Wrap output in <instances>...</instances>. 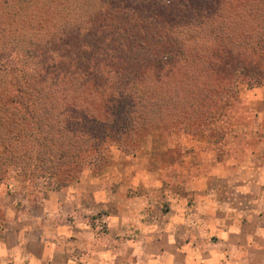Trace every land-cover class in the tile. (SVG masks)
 Here are the masks:
<instances>
[{
	"label": "trees",
	"instance_id": "1",
	"mask_svg": "<svg viewBox=\"0 0 264 264\" xmlns=\"http://www.w3.org/2000/svg\"><path fill=\"white\" fill-rule=\"evenodd\" d=\"M15 1L31 13L10 14L13 0H0V14L21 28L0 37V177L13 171L23 183L65 185L104 163L111 142L130 145L145 131L171 128L174 109L198 112L187 107L205 96L191 86L190 63L213 59L243 0H196L195 14L174 24L155 8L171 12L181 1L188 9L192 0ZM247 2L264 25V0ZM176 100L187 103L178 108Z\"/></svg>",
	"mask_w": 264,
	"mask_h": 264
},
{
	"label": "crops",
	"instance_id": "2",
	"mask_svg": "<svg viewBox=\"0 0 264 264\" xmlns=\"http://www.w3.org/2000/svg\"><path fill=\"white\" fill-rule=\"evenodd\" d=\"M246 101L257 145L245 159L195 138L183 144L195 168L147 141L33 196L0 184V264H264V86Z\"/></svg>",
	"mask_w": 264,
	"mask_h": 264
},
{
	"label": "rangeland",
	"instance_id": "3",
	"mask_svg": "<svg viewBox=\"0 0 264 264\" xmlns=\"http://www.w3.org/2000/svg\"><path fill=\"white\" fill-rule=\"evenodd\" d=\"M246 1L248 0L238 3L237 11L232 15V19L237 22V26L232 24L230 30L226 31L227 37L222 44L223 46H212V49L210 47L212 52H214V54H211L213 59L207 60L205 65L200 66L190 63L195 67L192 70V75L190 74L193 77H190L191 86H195L194 88H196L197 92L201 89L205 96L201 97V101L198 98H190L187 107L198 109V112L194 114L189 111L188 114L183 113L181 115V113L179 114L181 109H174L171 111V115L176 120L173 121L171 128L161 129L160 131H145L133 138V143L130 145L121 146L119 143L111 142L105 148V153H103L104 163L97 167L85 168V170L101 172L111 167L116 152H120L124 157L136 155L142 151V146L147 141L170 142L176 146L174 152L177 153V156L180 158L183 156L189 157L192 166L195 168L197 165L195 152L183 153L185 141H191V139L195 138L206 141L209 148L217 152V155L222 160L229 161L234 157L245 159V157L249 156L250 151L256 147L257 143L253 135L255 119L246 101V94L249 89L264 86V42H262L264 39V25L261 14L255 6L252 7L251 14L246 12L249 5V2L246 3ZM196 2V0L188 2V9H186L185 6L181 7L182 3L180 1L177 6L173 7L171 12L158 7L155 10L153 9V13H156L159 19L165 23L185 22L190 15H194L196 10H198ZM185 4H187V1ZM3 10H5V5L1 3L0 12H3ZM40 10L48 14L51 12L42 5ZM8 11L10 14L17 15H28L31 13V11L26 9V6L21 4V1L18 3L15 0L11 3ZM0 15L5 25L0 26V37L6 36V34L3 35L5 28L8 29L11 26L13 30H16L20 27V21H15L14 18L9 19L10 17H7V19L2 14ZM44 18L49 20V17L44 16ZM25 24H27L26 21ZM11 36H15V34H11ZM246 41H249L252 49L245 47ZM176 101L178 102V105H176L178 108H182L187 103L184 101L180 102V100ZM186 115L187 119L184 118ZM182 117L183 119H181ZM80 176L81 174L72 182ZM0 184L6 190L10 189L11 185L18 184L20 191L32 196L40 191L39 188L52 184L57 185L55 181L48 180L23 183L13 171L8 172L2 179L0 177Z\"/></svg>",
	"mask_w": 264,
	"mask_h": 264
}]
</instances>
